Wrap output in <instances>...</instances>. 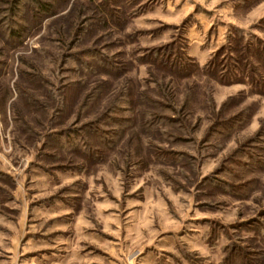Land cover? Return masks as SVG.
Returning <instances> with one entry per match:
<instances>
[{"label": "rangeland", "instance_id": "374dc122", "mask_svg": "<svg viewBox=\"0 0 264 264\" xmlns=\"http://www.w3.org/2000/svg\"><path fill=\"white\" fill-rule=\"evenodd\" d=\"M262 80L264 0H0V250L264 264Z\"/></svg>", "mask_w": 264, "mask_h": 264}, {"label": "crops", "instance_id": "0c3cea01", "mask_svg": "<svg viewBox=\"0 0 264 264\" xmlns=\"http://www.w3.org/2000/svg\"><path fill=\"white\" fill-rule=\"evenodd\" d=\"M61 229L53 225L42 228L27 226L22 232L25 237L20 244L9 243V239L18 236V230L8 232L10 237L1 246L0 260L3 264H107L100 255L91 252L89 241L92 235H86L85 229L75 228L71 236L68 234L69 239L58 236L67 234ZM76 236L80 237L79 241ZM81 239L88 241L82 242Z\"/></svg>", "mask_w": 264, "mask_h": 264}, {"label": "trees", "instance_id": "16d2710c", "mask_svg": "<svg viewBox=\"0 0 264 264\" xmlns=\"http://www.w3.org/2000/svg\"><path fill=\"white\" fill-rule=\"evenodd\" d=\"M38 4L42 10H47V8H48L47 4L39 3V2H38ZM12 13H13L12 15H16L14 9H12ZM26 32H27V27L23 23L18 22L14 19L13 21H11V26L8 27V29L6 31V33H7L6 37L7 38H6L5 42H11V43H15L18 41L20 42L24 38V35ZM235 58H236V56H235ZM213 62L214 63L211 64V70H215V68H216L215 67L216 62L215 61H213ZM257 79H259V78H257ZM262 81H264V80H262Z\"/></svg>", "mask_w": 264, "mask_h": 264}]
</instances>
